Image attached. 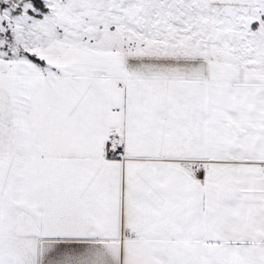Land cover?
I'll list each match as a JSON object with an SVG mask.
<instances>
[{
    "label": "snow or ice",
    "instance_id": "snow-or-ice-1",
    "mask_svg": "<svg viewBox=\"0 0 264 264\" xmlns=\"http://www.w3.org/2000/svg\"><path fill=\"white\" fill-rule=\"evenodd\" d=\"M0 264H264V0H0Z\"/></svg>",
    "mask_w": 264,
    "mask_h": 264
}]
</instances>
